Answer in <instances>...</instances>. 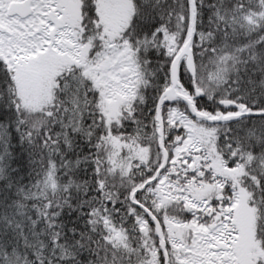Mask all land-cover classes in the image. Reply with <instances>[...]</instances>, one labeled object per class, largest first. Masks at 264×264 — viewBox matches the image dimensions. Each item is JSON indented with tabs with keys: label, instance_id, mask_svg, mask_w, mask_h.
<instances>
[{
	"label": "snow or ice",
	"instance_id": "6c2138e0",
	"mask_svg": "<svg viewBox=\"0 0 264 264\" xmlns=\"http://www.w3.org/2000/svg\"><path fill=\"white\" fill-rule=\"evenodd\" d=\"M0 264H264V0H0Z\"/></svg>",
	"mask_w": 264,
	"mask_h": 264
}]
</instances>
